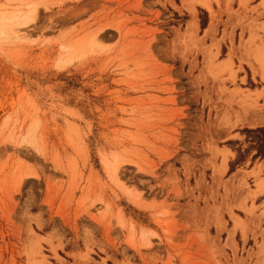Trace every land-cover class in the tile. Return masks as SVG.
I'll return each mask as SVG.
<instances>
[{
	"label": "rangeland",
	"instance_id": "obj_1",
	"mask_svg": "<svg viewBox=\"0 0 264 264\" xmlns=\"http://www.w3.org/2000/svg\"><path fill=\"white\" fill-rule=\"evenodd\" d=\"M207 1L0 0V264H264V0Z\"/></svg>",
	"mask_w": 264,
	"mask_h": 264
},
{
	"label": "trees",
	"instance_id": "obj_2",
	"mask_svg": "<svg viewBox=\"0 0 264 264\" xmlns=\"http://www.w3.org/2000/svg\"><path fill=\"white\" fill-rule=\"evenodd\" d=\"M204 28V25L202 26ZM246 138H248L256 151V154L252 157V160L263 157L264 155V128H256L253 130H245ZM233 166H231V171Z\"/></svg>",
	"mask_w": 264,
	"mask_h": 264
},
{
	"label": "bare ground",
	"instance_id": "obj_3",
	"mask_svg": "<svg viewBox=\"0 0 264 264\" xmlns=\"http://www.w3.org/2000/svg\"><path fill=\"white\" fill-rule=\"evenodd\" d=\"M200 1V0H199ZM207 1V0H206ZM185 2V1H184ZM204 2V1H203ZM208 2V1H207ZM207 2H204L203 3V5L204 6H206V7H208L209 6V4L207 3ZM188 5V4H187ZM187 5H185V6H187ZM192 6V5H191ZM189 7V6H188ZM189 9V11H190V13L193 15V14H195L194 13V8L193 7H190V8H188ZM194 17V16H193ZM193 24V22L191 23V25ZM190 25V24H189ZM195 25V24H194ZM190 27V26H189ZM195 28H196V26H195ZM189 29V28H188ZM193 29V28H192ZM191 29V30H192ZM194 30V29H193ZM22 35V34H21ZM241 107L243 108V114H247L248 113V109H247V107L245 106V105H241ZM250 114V113H249ZM252 114V113H251ZM252 115H254V114H252ZM250 116V115H249ZM115 169V173H116V170H117V165H115L114 167H113V170ZM138 200V199H137ZM137 200H135V203L137 204V205H140V202L139 201H137Z\"/></svg>",
	"mask_w": 264,
	"mask_h": 264
}]
</instances>
